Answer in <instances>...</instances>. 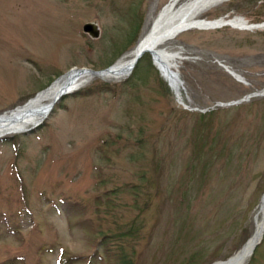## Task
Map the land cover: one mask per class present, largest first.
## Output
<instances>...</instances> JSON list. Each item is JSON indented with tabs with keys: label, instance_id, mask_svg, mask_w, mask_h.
<instances>
[{
	"label": "rangeland",
	"instance_id": "obj_1",
	"mask_svg": "<svg viewBox=\"0 0 264 264\" xmlns=\"http://www.w3.org/2000/svg\"><path fill=\"white\" fill-rule=\"evenodd\" d=\"M21 1L23 0H0V32L5 31L7 26L13 29L15 37L12 38L21 43L28 40L27 44L18 43L20 46H25L27 51L23 52L22 47L17 48L23 52V56L16 65L11 66L12 61L18 57V54L12 53L11 63L7 66L5 74H8L10 69L15 73L11 76L5 75L3 78L0 68V108L16 100L15 95L18 91L16 85L23 83V76H25L24 85L28 87V77L32 69L30 64L36 55L50 62L51 56L57 55V52L53 54L52 48L58 49L59 45L58 39L55 38V28L60 18L57 21L44 18V28L37 30L33 27L34 37L30 35L29 38L23 34L25 30L19 26L20 22L16 21L12 25L9 18H5L4 14L9 11H13L18 20H22L25 16L27 19L32 18L21 6ZM51 1L55 3L61 0ZM165 1L163 0L160 5ZM37 3L46 5L41 1ZM140 4L142 5V0H139L137 6ZM258 6L254 0L247 2L232 0L210 9L205 15L241 16L248 22L254 23L264 19V9ZM154 9L153 4L149 10L151 12ZM90 18L84 16L81 21ZM107 21L108 16L102 23L104 39H99L88 48L83 40H80L78 48L80 62H97L107 41L115 40L126 26V21L122 23L118 20ZM60 32L61 28H58L57 33ZM129 32L130 30L125 32L120 42L121 46L115 53L125 50L124 40ZM0 37L4 36L0 35ZM35 40L45 44H34ZM6 41L7 39L3 42ZM175 44H180L184 55L189 57L179 63V70L187 90L192 94L190 96L192 107L200 108L210 106L217 101L237 99L264 87V28L246 31L222 27L207 31H187L174 39L172 45ZM62 55L67 60L70 59L68 54L62 52ZM216 60L229 65L244 78V82L236 81L221 69ZM102 63L104 62L100 61V64ZM68 66H70L69 61L63 67ZM58 68H61V63L52 61L43 68V71L52 73ZM8 86L10 88L5 89ZM150 87V83L146 82L141 83L136 91L121 92V104L116 103L115 100L99 97L85 102L80 100L77 103L70 97L64 99L60 105L63 114L60 116L58 114L55 126L53 127V119H50L46 130L25 138L28 139L27 144L24 149H19L17 154L11 143L0 142V179L6 178L9 185L16 182L17 176L15 179L11 178L2 169V164L9 163V168L15 165L20 170L18 172L30 183H45L49 179L54 181L61 178L62 185L59 184L60 187L55 193L59 201L66 202L67 206L59 209L62 213L61 218H52L55 223L53 229L74 224L78 216L89 217L94 226L97 225L94 213H97L95 210H102V207H95V199L108 198L109 193L107 195L105 193L110 192L111 188L137 182L138 187L142 188L140 192L134 194L129 189L124 193L122 190L123 194L118 199L120 204L116 208L111 207L107 214L105 213L107 210H102L104 221L101 222V231L111 235L120 227L129 226L133 219L137 220V213L139 216L144 214L149 229L142 231L139 239L126 238L124 241L128 251L132 248L136 250V254L131 256L134 264H176L177 262L182 264L186 257L188 262L190 261L189 264H203L217 255H226L230 252V249L243 238L245 228L248 233L253 231L256 196L264 187V97L254 98L238 108L227 112H216L209 118L201 119L192 112L186 113L181 109L170 110L161 99L151 101L149 108H143L147 106L146 98H148H145L144 92ZM137 91L144 96L141 106L135 100ZM171 99L175 102L173 96ZM167 102L170 104L169 101ZM74 105L76 107L70 108ZM57 112H54L52 117H55ZM77 113L90 119L88 124L84 125L93 128L87 135L95 133L96 137L100 136L97 146L95 142L87 145L86 137H80L78 153L72 159L68 156L73 154L79 137L72 142V138L68 136L61 139V133L71 130ZM138 125L149 130L151 132L149 135L156 137V140L146 144V147L129 140L125 144L129 146V152L120 154L116 163H113L108 151H114L115 148L104 140L110 133L116 136V133L126 132L132 137V131ZM79 127L83 129L81 125ZM204 135L207 139L202 138ZM35 136L38 138L37 141H29ZM200 140L204 143L203 154L209 153L208 167L205 173L201 174L202 167L196 165V169L187 176L188 163L195 160V153L199 154L197 149ZM61 141L66 151L67 143L71 146L69 155L66 153L67 156L62 158ZM46 150V155H50V158L45 156ZM42 151L44 154H41ZM130 153H134L133 158L128 157ZM54 158L61 164L56 165ZM146 164H151L149 168L151 172L148 174L150 184L136 177L138 171ZM107 166L113 168H106ZM103 171L112 173L113 180L106 182L105 178L97 179L98 173L107 176ZM47 193L49 190L46 191ZM0 196L5 200L15 199L16 192L9 194L0 184ZM109 198L115 202L113 194H110ZM253 198L256 199L248 204ZM33 200L31 199L32 203ZM78 201L80 203L76 204ZM147 202L149 207L143 210ZM225 219L229 220V226L226 227L224 224L219 232L214 234L212 229ZM27 222L28 220H25V225ZM21 223L23 221L18 225ZM240 227L242 231L237 235ZM2 229L3 226L0 225V230ZM225 229L228 235L222 241ZM83 230L77 233L73 231L66 237L58 232H50L48 237L43 236L44 234L35 237L39 243L46 240L58 245L69 243L70 250L75 247V251L80 253L85 251L89 254L94 248L91 246L93 242L76 241L82 236ZM89 233L93 232L89 231ZM185 235L189 236V241H186ZM5 238L6 240L0 244V264H4L1 261H4V258L16 247L15 241L18 235L5 236ZM114 239L108 238L110 248L115 247L112 244ZM102 247L104 248V244H99V248ZM263 252L264 237L249 264H264Z\"/></svg>",
	"mask_w": 264,
	"mask_h": 264
},
{
	"label": "bare ground",
	"instance_id": "obj_2",
	"mask_svg": "<svg viewBox=\"0 0 264 264\" xmlns=\"http://www.w3.org/2000/svg\"><path fill=\"white\" fill-rule=\"evenodd\" d=\"M227 0H189L186 1V3L182 4L179 8H176L173 4L169 5V7L166 9L165 13L162 15L160 20L156 24V28L158 30H161L163 28H170L175 25H186L191 24L193 20L198 18V16L206 11L207 9L211 7H215ZM198 23H195L197 25ZM231 26H235L237 28H241V24H239V21H231ZM169 38H166L164 41H162L159 45L161 47L164 45ZM175 91L177 94L180 95V88L175 87ZM46 95L41 96L40 98H45ZM42 103V101H40ZM33 116V115H32ZM28 117L25 118L27 120ZM23 123H26V121H23ZM260 231V224H257V232Z\"/></svg>",
	"mask_w": 264,
	"mask_h": 264
}]
</instances>
